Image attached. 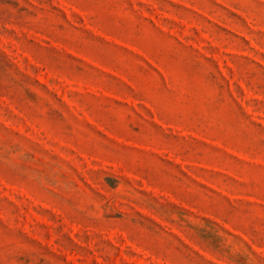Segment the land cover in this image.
<instances>
[{
	"label": "rangeland",
	"instance_id": "374dc122",
	"mask_svg": "<svg viewBox=\"0 0 264 264\" xmlns=\"http://www.w3.org/2000/svg\"><path fill=\"white\" fill-rule=\"evenodd\" d=\"M0 264H264V0H0Z\"/></svg>",
	"mask_w": 264,
	"mask_h": 264
}]
</instances>
